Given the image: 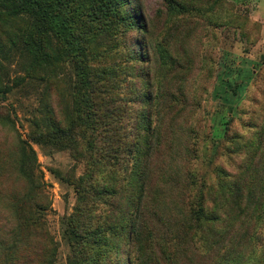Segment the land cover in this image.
I'll list each match as a JSON object with an SVG mask.
<instances>
[{
  "label": "rangeland",
  "instance_id": "rangeland-1",
  "mask_svg": "<svg viewBox=\"0 0 264 264\" xmlns=\"http://www.w3.org/2000/svg\"><path fill=\"white\" fill-rule=\"evenodd\" d=\"M113 1L61 0L56 12L67 19L79 54L96 71L91 87L98 83L110 91L107 97L122 109L120 118L96 108L103 94L92 88V110L105 119L97 128L93 118L81 115L78 121L83 103L77 102L83 96L77 67L69 54L59 56L56 36H44L52 64L35 68L30 77L21 41L9 55H0V264H38L41 258L50 264H126L120 236L98 238L96 231L99 223L115 219L114 198L86 210L93 178L88 144L92 141L98 152L105 149L112 121L133 135L141 109L133 101L149 92L159 131L151 186L160 197L146 208L144 232L151 238H144L140 264L221 261L223 252L204 240L203 228L197 229L189 213L190 184L210 211L219 186L234 182L247 165L264 169V0ZM32 20L21 16L9 29L18 38L35 35ZM135 55L149 62L135 61ZM174 63L180 67L171 70ZM18 77L25 78L15 85ZM51 117L68 128L77 146H69V136L51 144L34 140ZM22 141L27 154L29 147L33 151L29 158L20 151ZM116 170L101 159L94 180L110 185ZM185 170L192 172V182L172 180ZM24 193L30 198L17 203ZM195 225L193 246L181 234ZM253 232L260 242L253 263L245 264H264V222Z\"/></svg>",
  "mask_w": 264,
  "mask_h": 264
},
{
  "label": "trees",
  "instance_id": "trees-1",
  "mask_svg": "<svg viewBox=\"0 0 264 264\" xmlns=\"http://www.w3.org/2000/svg\"><path fill=\"white\" fill-rule=\"evenodd\" d=\"M107 1L114 3L113 0ZM60 2L61 0H0V55H9L11 50L14 49V45L21 41L30 58L32 70L27 73L30 77L35 68L41 69L52 64L53 59L46 51L44 36L48 33L56 36L58 38L57 52H59V56L65 58L66 53L69 54L75 60L74 64L77 67L80 83L77 90H80L83 96V100L81 97L77 102L78 105L83 103V108L78 111L80 116L78 121L82 115L87 119L92 120L93 118L92 121L95 122L93 124H96L94 128L101 127V122L105 117L103 119L99 118L97 111L92 110V99L89 96L90 89L94 88L95 91L103 94L99 102L94 104L96 108L103 107L104 112L109 114L114 111L118 115L116 118H120L122 109L119 103L107 97L109 90L104 89L98 83H95V87H91V76L96 71L92 65L87 63L85 55L79 54L82 49L79 43L73 40V32L67 23V19L56 12L57 5H60ZM187 10V7L183 8V12H187ZM21 16L33 19L34 25L37 26L35 35L29 33L28 35H21V38H18L16 34L13 35L9 29L11 21ZM122 19L128 20L126 15H123ZM65 48L69 51H65ZM133 59L139 62L144 60L149 62V59L136 55L133 56ZM175 66L180 67L174 63L170 69L172 70ZM105 73L108 75L115 74L112 72ZM24 78H15V85L22 82ZM1 79L0 73V93L3 85ZM133 103L141 107L140 111L135 113L133 135L128 131L124 133L122 131L123 126H118L119 123L112 121L115 128L112 126V129L109 128L106 131L111 133L112 136L109 138L111 141L107 142L108 149L106 147L98 152L100 150H94L92 141H89L88 144V148L94 151L90 150L88 161L93 178L90 188L91 199L88 200L89 204L86 206V210L88 212L96 210V201L104 204L107 202L104 198H114V211L117 213V215L114 213L115 219H112L111 222L103 221L99 223L101 225L97 226L96 231L98 238L108 236L113 237L112 240H114L116 236H120L119 240L127 249L126 253H122L126 257V264H140V256H143L145 251L144 238L146 237V240L151 238L150 234L146 235L144 232L147 224L146 208L149 209V203L153 198L160 197V193L156 192L157 189H153L151 186V159H153L152 156L156 146L155 139L158 142L159 136L157 123H155V97L149 92L144 99L136 97ZM126 106L128 105L123 104V109L128 110L129 107ZM125 114H127V118L131 119V114L126 113V111ZM34 135V140L46 144L55 141L62 142L66 136L71 138L68 134V128L65 129L61 122L52 117L45 132L35 133ZM69 144L74 148L78 143L71 138ZM21 145L20 151L24 156L28 157L30 153H33L29 147L30 153L27 154L28 150L24 141L21 142ZM101 159H106L111 166L117 167L115 174H111L112 183L110 185L101 186V182L98 184L94 180L97 177L95 171ZM169 159L172 160V158ZM20 169H23V167H20ZM243 171L234 182L218 187L212 196L210 211L205 208L203 196L195 192L192 187V172L185 170V172L182 171L178 174L179 176L174 174L172 177V180L180 177L184 182L187 178L189 182H192L189 188L192 190V199L188 203L189 213L195 217V221L199 226L197 229L203 228L204 240L208 239L210 244L216 246L220 253L223 252V255L222 253L220 255L221 261L215 264H245L248 261L253 263L257 253L256 246L259 245L260 241L258 235L252 233V227L264 222V169L247 165ZM33 186L39 185L35 184ZM32 191L31 189L29 193ZM27 198H30L29 194L24 193L23 198L21 200L17 199L16 202L19 203ZM121 200H124L122 204H120ZM245 225L248 228L251 227V230L247 233L246 231H238L239 227ZM195 228L196 225L188 227L187 231H183V234H181L187 240L186 242L189 245L193 244V246L196 234ZM50 263L51 260L46 262L45 259L41 258L38 264Z\"/></svg>",
  "mask_w": 264,
  "mask_h": 264
}]
</instances>
